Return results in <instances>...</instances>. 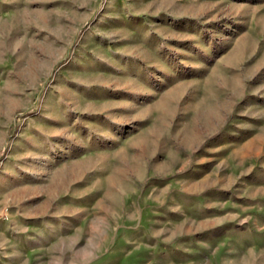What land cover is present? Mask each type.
Here are the masks:
<instances>
[{
	"label": "rangeland",
	"instance_id": "obj_1",
	"mask_svg": "<svg viewBox=\"0 0 264 264\" xmlns=\"http://www.w3.org/2000/svg\"><path fill=\"white\" fill-rule=\"evenodd\" d=\"M0 264H264V0H0Z\"/></svg>",
	"mask_w": 264,
	"mask_h": 264
}]
</instances>
